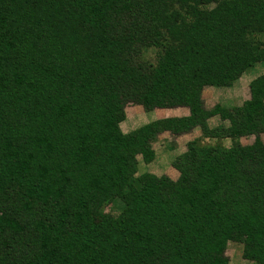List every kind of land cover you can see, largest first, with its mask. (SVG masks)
Returning a JSON list of instances; mask_svg holds the SVG:
<instances>
[{"label":"trees","instance_id":"1","mask_svg":"<svg viewBox=\"0 0 264 264\" xmlns=\"http://www.w3.org/2000/svg\"><path fill=\"white\" fill-rule=\"evenodd\" d=\"M257 66L264 0H0V264H264V73L242 106L203 98ZM129 104L190 113L126 134ZM196 129L220 143L177 180L140 173Z\"/></svg>","mask_w":264,"mask_h":264},{"label":"rangeland","instance_id":"2","mask_svg":"<svg viewBox=\"0 0 264 264\" xmlns=\"http://www.w3.org/2000/svg\"><path fill=\"white\" fill-rule=\"evenodd\" d=\"M264 73L263 66H257L251 73L244 75L231 88H206L203 94L205 105L208 109H212L220 104L228 108L242 106L243 103L250 99L249 85L252 80ZM190 113L187 108L176 109H156L146 112L144 108L137 104H129L126 107L127 118L121 125L124 133H130L153 121L169 117H184ZM222 121L214 118L210 121L212 128L220 126ZM200 139L203 145H216L220 143L218 140L203 139L201 131L196 129L191 134L183 136H175L171 133L163 134L154 144L157 153V159L150 165H146L140 160V173L150 172L157 176H168L173 180H177L180 173L173 167L174 161L187 151V144L193 140ZM264 141V135L261 136ZM256 140L255 136L247 137L241 140L243 145H252ZM224 146H231L230 140H223ZM105 213L118 214L116 208L109 204L104 209ZM230 260V264H253L243 258V246L236 243H230L226 253Z\"/></svg>","mask_w":264,"mask_h":264}]
</instances>
